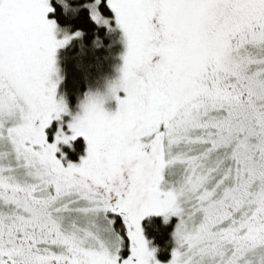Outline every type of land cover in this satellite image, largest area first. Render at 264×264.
I'll use <instances>...</instances> for the list:
<instances>
[{"label":"snow or ice","instance_id":"obj_1","mask_svg":"<svg viewBox=\"0 0 264 264\" xmlns=\"http://www.w3.org/2000/svg\"><path fill=\"white\" fill-rule=\"evenodd\" d=\"M106 3L120 76L73 115L50 0H0V264H162L153 215L177 218L167 264H264V0Z\"/></svg>","mask_w":264,"mask_h":264},{"label":"trees","instance_id":"obj_2","mask_svg":"<svg viewBox=\"0 0 264 264\" xmlns=\"http://www.w3.org/2000/svg\"><path fill=\"white\" fill-rule=\"evenodd\" d=\"M68 10L53 0L55 12L50 13L60 28L66 32H81L73 36L70 44L59 53V64L63 73L62 92L69 105L77 107L88 93H100L120 64L123 45L120 33L115 26L114 12L106 0L99 6L103 17L108 18L109 25L98 24L92 19L90 8L94 0H67ZM78 9V11H74ZM99 38V45L97 43ZM51 137V136H50ZM85 155V141L79 138L74 153L75 161ZM177 218L168 223L161 216L147 217L143 221L146 238L158 249V259L169 261L174 247L172 233Z\"/></svg>","mask_w":264,"mask_h":264},{"label":"rangeland","instance_id":"obj_3","mask_svg":"<svg viewBox=\"0 0 264 264\" xmlns=\"http://www.w3.org/2000/svg\"><path fill=\"white\" fill-rule=\"evenodd\" d=\"M66 2H68V1L66 0ZM50 4H51V6H53V0H50ZM114 16H115V14H114ZM49 18L52 19V18L50 17V14H49ZM107 19H108V18H107ZM114 21H115V18H114ZM56 24H57V22H56ZM115 26L117 27V30H118L119 33H120V40H121L122 45H123V50H122V53H121L120 64H119L118 68L116 69L114 75H113V76L109 79V81L106 83V86L104 87V89L100 92L101 94L104 93V92L107 90V88H108L110 82L115 81V80H117V79L119 78V76H120V71H119V69L122 67V64H123L122 57H123V55H124L125 52H126V42H125V39H124V36H123V32H122V30L117 26L116 21H115ZM74 34H75V33H70V32H66V31H64V30H63L62 28H60L59 25L57 24V30H56V36H57V39L63 40V39L65 38V36H72V37H73ZM73 38H74V37H73ZM71 40H72V39H71ZM71 40H70L69 43H67L64 47L59 48V49L57 50L56 60H57V68H58V70H59V72H58V77H59V80H60V82H59V84H58V89H57V96H58V98H63V99L66 101V103L68 104V107H69L70 112H71L73 115H75V114L81 112L80 104H81V102H82L84 99L81 100V101L79 102V104H78L77 107H73V108H72V107L69 105V102H68L67 98L65 97L64 93L62 92V84H61V83H62V80H63V73H62V70H61V67H60V64H59V53H60V51H61L62 49H64L65 47H67V46L70 44ZM54 79H57V77H54ZM105 109H106L107 111H109V112L114 113V112L118 109V103H117V101L114 100V99L109 100V101L105 104ZM80 138H83V137H80ZM83 139H84V138H83ZM51 140H52V139L50 138V142H51ZM84 140H85V139H84ZM85 141H86V140H85ZM57 155H59V157H62V154H61L60 152L57 153ZM64 162H65V163H68V161H66V160H64ZM153 216H155V215H153ZM150 217H152V216H150ZM161 217H162V216H161ZM172 218H175V217H172ZM172 218H171V219H172ZM150 246H151V247H155L154 245H152V243H150ZM155 248H156V247H155ZM157 254H158V252H157ZM157 258H158V256H157ZM161 262H162V264H167L168 261H161Z\"/></svg>","mask_w":264,"mask_h":264},{"label":"flooded vegetation","instance_id":"obj_4","mask_svg":"<svg viewBox=\"0 0 264 264\" xmlns=\"http://www.w3.org/2000/svg\"><path fill=\"white\" fill-rule=\"evenodd\" d=\"M51 138V137H50ZM52 139V138H51ZM79 139V138H78ZM77 139V140H78ZM83 139V138H82ZM77 140L75 141V143H74V150H70V149H68L67 147H65V146H63V145H59L58 147H60V149H61V154H63V153H67V159H66V161H68V162H72V163H79L80 162V158L82 157V156H80V158H79V161H75V159H74V153H75V148H76V142H77ZM85 141V140H84ZM86 149H87V143H86V141H85V155H83V156H86ZM58 157H59V155H58Z\"/></svg>","mask_w":264,"mask_h":264},{"label":"clouds","instance_id":"obj_5","mask_svg":"<svg viewBox=\"0 0 264 264\" xmlns=\"http://www.w3.org/2000/svg\"><path fill=\"white\" fill-rule=\"evenodd\" d=\"M58 3H61V4L65 7L66 10H68L69 7H70V6L67 4L66 0H58ZM74 11H78V9H75ZM97 43H98V45H99V43H100L99 38H97ZM112 82H113V81H112ZM112 82H110L109 85H110ZM108 88H109V86H108ZM108 88H107V90H106L104 93H102V94L107 95ZM70 150H74V148H71Z\"/></svg>","mask_w":264,"mask_h":264}]
</instances>
